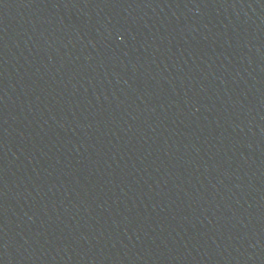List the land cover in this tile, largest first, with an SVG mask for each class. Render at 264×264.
Instances as JSON below:
<instances>
[{"label":"water","instance_id":"obj_1","mask_svg":"<svg viewBox=\"0 0 264 264\" xmlns=\"http://www.w3.org/2000/svg\"><path fill=\"white\" fill-rule=\"evenodd\" d=\"M0 264H264V0H0Z\"/></svg>","mask_w":264,"mask_h":264}]
</instances>
